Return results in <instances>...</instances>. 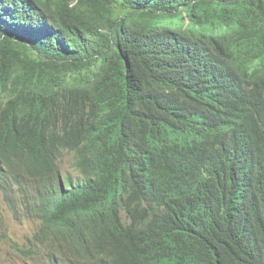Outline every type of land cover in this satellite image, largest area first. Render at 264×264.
<instances>
[{
  "label": "trees",
  "instance_id": "1",
  "mask_svg": "<svg viewBox=\"0 0 264 264\" xmlns=\"http://www.w3.org/2000/svg\"><path fill=\"white\" fill-rule=\"evenodd\" d=\"M1 201L52 264H264V0H0Z\"/></svg>",
  "mask_w": 264,
  "mask_h": 264
},
{
  "label": "rangeland",
  "instance_id": "2",
  "mask_svg": "<svg viewBox=\"0 0 264 264\" xmlns=\"http://www.w3.org/2000/svg\"><path fill=\"white\" fill-rule=\"evenodd\" d=\"M73 163V154L63 152L59 162L61 173L77 176ZM1 206L3 219L0 226V264H52L47 257L50 249L33 247L35 250L32 254L29 250L33 243H28V240L32 239L38 230L39 223L31 219L19 220L12 216L2 201Z\"/></svg>",
  "mask_w": 264,
  "mask_h": 264
}]
</instances>
